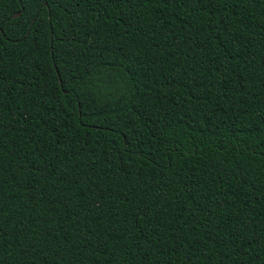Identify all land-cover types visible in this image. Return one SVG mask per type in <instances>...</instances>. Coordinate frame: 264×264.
Listing matches in <instances>:
<instances>
[{"label":"trees","instance_id":"16d2710c","mask_svg":"<svg viewBox=\"0 0 264 264\" xmlns=\"http://www.w3.org/2000/svg\"><path fill=\"white\" fill-rule=\"evenodd\" d=\"M0 264H264V0H0Z\"/></svg>","mask_w":264,"mask_h":264},{"label":"water","instance_id":"95a60500","mask_svg":"<svg viewBox=\"0 0 264 264\" xmlns=\"http://www.w3.org/2000/svg\"><path fill=\"white\" fill-rule=\"evenodd\" d=\"M18 16H19V14H16V15L13 16V18H16V17H18Z\"/></svg>","mask_w":264,"mask_h":264}]
</instances>
